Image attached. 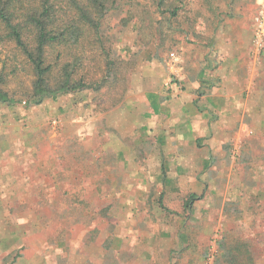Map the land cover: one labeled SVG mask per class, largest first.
Wrapping results in <instances>:
<instances>
[{
    "label": "rangeland",
    "instance_id": "obj_1",
    "mask_svg": "<svg viewBox=\"0 0 264 264\" xmlns=\"http://www.w3.org/2000/svg\"><path fill=\"white\" fill-rule=\"evenodd\" d=\"M165 2L121 0L106 15L107 54L86 51L79 71L90 86L40 104L0 103V264H227L222 254L236 247L264 264V127L231 144L230 174L217 160L207 174H168L164 183L137 169L152 160L136 151L141 93L167 76H193L199 51L244 8L262 57L255 29L264 0L257 12V0ZM8 56L7 71L19 67L7 87H30L31 71ZM14 179L20 188L4 189ZM191 194L193 212L184 205ZM178 216L188 238L175 252L168 232Z\"/></svg>",
    "mask_w": 264,
    "mask_h": 264
},
{
    "label": "crops",
    "instance_id": "obj_2",
    "mask_svg": "<svg viewBox=\"0 0 264 264\" xmlns=\"http://www.w3.org/2000/svg\"><path fill=\"white\" fill-rule=\"evenodd\" d=\"M238 14L234 22L217 29L206 44L205 55L199 51L193 76L182 72L174 82L167 76L138 97L143 130L136 151L152 160L137 168L142 174L157 173L169 183L168 174H207L217 160H224V172L230 174L231 144L237 139L244 141L248 129L257 132L264 127V54L260 57L254 50L250 8ZM132 162L136 164V154ZM18 182L20 179H14L13 186L4 189L18 190ZM196 199L198 196L191 194L184 203L189 211H194ZM175 221L180 223L168 233L176 240V252L184 248L182 241L188 235L182 216Z\"/></svg>",
    "mask_w": 264,
    "mask_h": 264
},
{
    "label": "trees",
    "instance_id": "obj_3",
    "mask_svg": "<svg viewBox=\"0 0 264 264\" xmlns=\"http://www.w3.org/2000/svg\"><path fill=\"white\" fill-rule=\"evenodd\" d=\"M158 7L167 6L157 0ZM121 0H0V55L5 47L11 57L21 61L23 69L31 71V86L11 91L7 85L16 75L19 65L8 72V60L0 57V103L16 101L40 104L62 93H71L91 85L80 73L86 51L107 54L104 46L103 20ZM174 2V0H170ZM176 15L180 7L169 8ZM83 41L88 46L83 47ZM101 47V48H98ZM18 53V54H17ZM8 56V57H10ZM80 73V74H79ZM22 85H24L22 83ZM100 85V84H98ZM241 247L230 248L222 254L227 264H253Z\"/></svg>",
    "mask_w": 264,
    "mask_h": 264
},
{
    "label": "built area",
    "instance_id": "obj_4",
    "mask_svg": "<svg viewBox=\"0 0 264 264\" xmlns=\"http://www.w3.org/2000/svg\"><path fill=\"white\" fill-rule=\"evenodd\" d=\"M255 42L259 48L264 47V5L261 6L259 16L257 17V26L255 29Z\"/></svg>",
    "mask_w": 264,
    "mask_h": 264
}]
</instances>
